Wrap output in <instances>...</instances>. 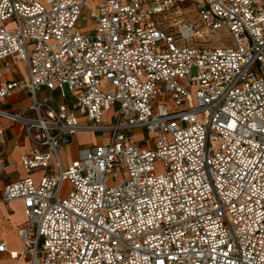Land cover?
Listing matches in <instances>:
<instances>
[{
  "label": "built area",
  "instance_id": "2783aa9c",
  "mask_svg": "<svg viewBox=\"0 0 264 264\" xmlns=\"http://www.w3.org/2000/svg\"><path fill=\"white\" fill-rule=\"evenodd\" d=\"M221 30L229 42H213ZM13 67L0 117L31 147L0 195L23 202V249L0 241V262L264 264V0H0V70ZM17 89L32 102L14 111ZM87 131L103 140L65 166ZM0 141L1 176L4 128Z\"/></svg>",
  "mask_w": 264,
  "mask_h": 264
},
{
  "label": "crops",
  "instance_id": "0c3cea01",
  "mask_svg": "<svg viewBox=\"0 0 264 264\" xmlns=\"http://www.w3.org/2000/svg\"><path fill=\"white\" fill-rule=\"evenodd\" d=\"M6 71L9 72L10 75L3 76V78L0 81V84L9 79H19L20 74H21L16 67L1 69L0 74L5 73ZM24 94L26 95V97L21 98V96ZM15 100L22 101L23 105L21 107L15 108L14 107ZM31 102H32L31 93L17 89L14 91L8 106L10 109L16 111V110H21V109L26 108L27 106L31 104ZM0 120L4 121V124H1L0 122V128H4L7 131V143L13 142L15 149H18V148L21 149L20 153H17V152L14 153L18 161L21 154H23L24 152H28L30 150V147H31L30 141L27 137L24 136L23 131L19 125L13 124L8 119L2 118ZM81 133L82 132H78L77 134H81ZM75 139L76 140L73 141L72 144L73 145L75 144L74 147L76 148H77V144L80 146L82 143H86L79 137ZM0 149H1V141H0ZM3 159L5 160V164H6V162L8 161L6 157V153ZM20 168L22 169V172L17 178L23 177L26 175V172L21 167V165H20ZM15 179H11V180H15ZM11 180H7L0 186V195L3 190L4 185ZM9 205L16 207L17 210L15 211L9 210V207H8ZM25 220H26V214H25V208H24L22 201L14 200V201H11L10 203H6L0 200V241H5L8 245V248L12 251H21L23 249V241L18 234V230L24 224ZM18 263H19V260L12 257L8 253H5L2 256V259L0 262V264H18Z\"/></svg>",
  "mask_w": 264,
  "mask_h": 264
},
{
  "label": "rangeland",
  "instance_id": "374dc122",
  "mask_svg": "<svg viewBox=\"0 0 264 264\" xmlns=\"http://www.w3.org/2000/svg\"><path fill=\"white\" fill-rule=\"evenodd\" d=\"M129 1V0H127ZM88 2L90 4H95V0H88ZM183 15L185 18L187 19H195L197 17V13L195 11V9L193 7H189L188 3L183 5ZM87 20L82 19L80 21V24L78 25V29L79 31L83 32V33H88L91 32L93 30H95L96 28V24L95 21L93 19L92 16L87 15L86 17ZM199 18H196L195 21H198ZM200 24V25H198ZM197 25L201 27V30H203V28L205 27L201 22H199ZM210 34L214 35L213 38V42H218L216 40H219V42L221 41H225V42H229L230 36L227 32H225L224 30H221L219 33L215 34L212 31H210ZM193 43H196L197 40L199 44H201V42H203V39L199 38V37H195ZM193 72L195 73L196 70L194 69ZM10 73L9 72H5L0 74V81L3 78V76H9ZM22 78V75L20 74L19 79ZM11 80V79H9ZM64 91L66 93V95L68 97H70L71 95V90L69 89L68 85H64ZM26 97V95H22L21 98ZM196 103V102H195ZM22 101L20 100H15L14 101V107L18 108L21 107ZM116 114V109L113 107L111 110L106 111L105 113V119H104V124L108 125V124H114L115 123V119L114 116ZM0 119H2V117H0ZM6 119V118H4ZM82 121L84 122L85 120L82 119ZM1 124H4L3 120H0ZM137 132L140 133V135L137 136L138 139L141 138H150V136H152V134L149 133V131L146 128H141L139 129ZM102 131H87V132H82L81 134H76L77 136H75L76 138L79 137L81 138L83 141H85L86 143H82L80 146L77 144V148L74 147L75 144H70L68 147L65 148V150L62 152V157L63 160L65 162V166H68V164L70 162H72L74 159H76L78 157V152L80 147L82 146H87L90 145L92 142H97V141H102L103 140V136H102ZM105 136H107V133L104 134ZM74 137V138H75ZM76 140V139H75ZM2 148V147H1ZM15 152L20 153L21 149H15L14 148V143L13 142H8L6 144V149H5V153H6V157L8 159V161L6 162V166L3 170V173L0 176V186L6 182L7 180H11V179H15L17 178L20 173L22 172V169L20 168V165L17 162V158L15 156ZM14 166V167H13ZM40 174L37 173L35 174V176H39ZM72 190V185L67 181L64 184V188L63 191L61 193V197H67L68 194L70 193V191ZM9 210H17L16 207L9 205Z\"/></svg>",
  "mask_w": 264,
  "mask_h": 264
},
{
  "label": "bare ground",
  "instance_id": "6f19581e",
  "mask_svg": "<svg viewBox=\"0 0 264 264\" xmlns=\"http://www.w3.org/2000/svg\"><path fill=\"white\" fill-rule=\"evenodd\" d=\"M200 25V24H198ZM204 31H208V29L206 27L203 28ZM199 40L196 41V43H198ZM199 44V43H198ZM22 65H24V63H22ZM76 136V135H75ZM76 138V137H75ZM75 138H74V141H75Z\"/></svg>",
  "mask_w": 264,
  "mask_h": 264
}]
</instances>
